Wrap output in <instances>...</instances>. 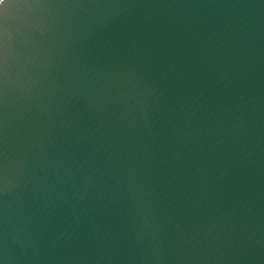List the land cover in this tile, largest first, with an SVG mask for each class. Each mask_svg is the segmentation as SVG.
Listing matches in <instances>:
<instances>
[{
    "label": "water",
    "instance_id": "obj_1",
    "mask_svg": "<svg viewBox=\"0 0 264 264\" xmlns=\"http://www.w3.org/2000/svg\"><path fill=\"white\" fill-rule=\"evenodd\" d=\"M0 264H264V0H0Z\"/></svg>",
    "mask_w": 264,
    "mask_h": 264
}]
</instances>
